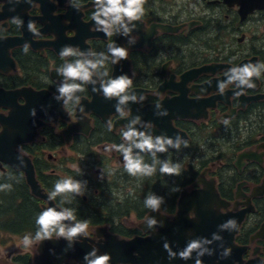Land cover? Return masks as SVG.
I'll return each instance as SVG.
<instances>
[{
	"label": "flooded vegetation",
	"instance_id": "af4514ba",
	"mask_svg": "<svg viewBox=\"0 0 264 264\" xmlns=\"http://www.w3.org/2000/svg\"><path fill=\"white\" fill-rule=\"evenodd\" d=\"M73 4H79V10ZM144 9V16L135 21L137 27L131 35L136 42L132 44L127 37H108L95 30L93 0H32L31 4L0 0V154L4 156L0 158V184L22 189L40 210L49 206L46 199L33 195L26 172L7 159L13 155L15 161L20 156L32 163L45 194L58 179L72 177L87 181L86 194L80 197L86 210L95 206L94 199L102 210H123L124 215L113 219L101 212L107 222L88 225V236L94 237L99 227L114 233L113 226L137 232L132 237L114 233L125 239L151 236L141 224L152 211L142 210L141 188L124 170L123 154L115 147L124 143L122 133L128 122L140 116L153 125V135H180L189 145L157 154L160 160L180 162L182 174L164 178L157 165L153 176L138 183L146 185L142 193L152 192L157 182L159 195L167 197L159 213L171 222L179 215L184 191L217 193L219 198L213 196L214 201L209 206L203 204L204 208L208 207L219 225L229 219L240 223L234 238L237 251L234 259L221 258L222 248L219 255H206V264H261L264 72L259 79L253 78V89L228 84L221 94L217 85L227 80L230 68L264 62V0H146ZM15 16L24 21L23 27L12 23ZM29 20L35 22L39 36L28 31ZM25 42L30 44L27 54L22 51ZM113 43L127 49L128 58L117 65L109 60L101 71L107 70L112 78L127 74L133 81L129 91L145 99L129 102L130 111L122 116L114 107L115 98L105 99L85 85V91L78 93L80 105L62 107L63 102L53 98L62 79L56 69L65 63L59 56L61 47L71 45L83 52L107 54ZM66 59L70 62L74 57ZM157 104L161 111L167 110L166 116L156 114ZM33 108L35 117L30 115ZM78 123L79 131L71 133V126ZM142 155L145 163H152L151 155ZM86 159H93L92 165L85 167ZM213 183L214 189L207 188ZM174 186L181 191H171ZM112 191H123L124 199L107 200L114 197ZM5 196H9L7 191ZM60 199L53 201L61 208ZM78 202L79 196L66 205L79 212L83 208ZM189 214L191 219L195 217L193 209ZM132 215L138 221L130 220ZM162 229L168 238L181 242L178 228ZM231 232L219 230L218 234L224 241L231 238ZM38 243L34 244L35 254L22 253L31 254V264H35ZM225 248L232 251L230 246ZM17 255L21 254L10 257L14 264Z\"/></svg>",
	"mask_w": 264,
	"mask_h": 264
},
{
	"label": "clouds",
	"instance_id": "9594fccd",
	"mask_svg": "<svg viewBox=\"0 0 264 264\" xmlns=\"http://www.w3.org/2000/svg\"><path fill=\"white\" fill-rule=\"evenodd\" d=\"M19 2L20 0H17V3ZM25 2L31 4L32 0H25ZM145 3L146 0H93L95 11L92 14V20L95 22V30L103 32L108 37L113 35L127 37L128 42L134 44L136 41L131 34L137 27L135 21L141 20L145 14ZM73 6L79 10V4H73ZM12 23L18 28L24 25V21L18 16L12 17ZM27 29L35 36L40 34L35 22L32 20L28 21ZM29 49L30 44L25 42L22 51L27 54ZM59 56L62 60H65V63L56 69L57 75L62 79L56 87V94L53 95V98L57 102L62 101V107L80 105L81 98L78 93L85 91V85H91L93 91L101 94L105 99L115 98L117 103L114 107L117 113L122 116L125 115L126 111H130L127 107L129 102L141 103L145 99L142 94L138 98L135 92L129 91L132 89L133 81L127 74L112 78L109 77L107 70L101 71V69H105V65L109 60L113 65H117L128 58V51L124 47L117 46L114 43L109 44L107 54H105L104 52L96 53L91 50L83 52L71 45H64L59 51ZM67 57H74V59L69 62L66 59ZM262 72H264V62L247 63L230 68L226 72L227 80L218 82V89L221 94H223L228 84H234L241 90L245 88L253 89L256 87L253 78L259 79ZM161 107L159 104L156 105V114L166 116L168 114L167 110L161 111ZM80 111H83L82 106ZM30 115L32 117L36 116L35 108L30 110ZM223 122L225 125L229 123L227 119ZM125 128L126 130L122 133L124 143L115 147L123 154L124 170L130 176L151 177L157 172V165L159 166V173L162 175L180 176L182 174L180 162L160 160L157 154L167 152L170 148L176 150H179L181 146L187 148L189 147L187 140L180 135L175 137L163 134L153 135L151 132L153 125L142 121L140 116L132 118ZM142 153L151 155V164L144 162ZM17 158L23 165L22 157L18 156ZM80 174H82L81 171ZM100 178L103 179L102 171ZM86 185L87 181L72 177L58 179L48 194V199L55 200L60 197L61 208L57 210L55 207H49L36 216L35 234L34 236L31 234L23 236V247L28 248L34 242L52 240L55 235L57 240L64 239L68 248H72L75 243L81 242L82 238H86L89 221L77 220L76 209L63 207L65 204H71L76 197L84 196ZM12 188L13 186L10 183L0 184V192H10ZM171 191L179 192L181 188L174 186ZM164 203L165 198L154 192L147 194L144 199V207L152 212H159ZM145 224L149 229L163 227V222L152 216L146 218ZM218 228L220 231L231 232L237 230L238 225L234 219H229L220 224ZM216 241H223V237L218 233H213L211 239L196 237L189 239L179 251H174L171 244L165 239L163 248L168 253L169 260L179 258L188 261L195 254V264H203L202 257L215 254L214 249L210 248L209 245ZM220 247L223 248V243ZM230 255V249L224 248L221 258H227ZM83 260L84 264H111L112 257L108 253L100 254L99 249L93 247L91 251L84 255ZM261 264H264V261Z\"/></svg>",
	"mask_w": 264,
	"mask_h": 264
},
{
	"label": "water",
	"instance_id": "95a60500",
	"mask_svg": "<svg viewBox=\"0 0 264 264\" xmlns=\"http://www.w3.org/2000/svg\"><path fill=\"white\" fill-rule=\"evenodd\" d=\"M80 120H82L81 117ZM77 125L80 124L78 123L71 126V133L79 131ZM0 158L4 159L3 154H0ZM7 159L14 166L26 172L28 183L31 186L33 195L48 201L49 206L45 207V209L49 207H55L57 210L60 209V207L57 206L53 200H49L48 195L43 192V189L36 179L35 171L31 162L27 163L26 160H23L24 163L21 165L18 159L13 161V155H9V158ZM214 187L213 183L212 187L208 186L207 188L214 189ZM213 196L219 198L218 194L215 192L207 195L206 192L201 191L196 193L193 192L192 194H188L184 191L180 203L179 215L175 217V221L173 222L167 220L166 217L159 212H152L147 216L155 217L157 220L162 219L163 227H169L170 229L178 228L181 242H174V239L172 240L171 238H168L163 232L162 227H160L159 232H156L155 229L149 230L145 224L146 220H144L141 227L144 232H151V236H138L132 239H125L110 232L108 227H99L95 230L94 237L87 235L86 238L81 239V242L75 243L72 248H68L67 242L64 239L61 238L57 240V237H53V239L49 241L39 242L37 244L38 254L35 257L34 263L71 264V262L74 261L75 264H84V255L91 251L93 247H96L99 249L100 254L108 253L111 255V264H195V254H193V258L188 261L179 258L178 260H169L168 253L163 248V243L166 239L171 244L174 251H179L185 246L189 239L196 237H206L209 239L212 238L214 232L219 233V228L217 226L219 225L218 219L214 221L212 214L208 212V207L207 209L204 208V205H211L212 201L215 199ZM190 202L194 204V208L190 207ZM200 204L201 206H199ZM187 206L189 208H187ZM191 209L195 211V217L192 219L189 214ZM237 225L239 227L240 223H237ZM238 229L239 228L231 232V238H225L224 241H216V243L209 245V247H212L214 253L219 255L222 250V247H220L221 243L224 244L227 242L228 244L223 245V248L228 246L232 247L231 255L228 259H234L237 251V247L234 244V238ZM240 255H242V251L240 252ZM202 260L203 264H206L209 261L206 258V255L202 257Z\"/></svg>",
	"mask_w": 264,
	"mask_h": 264
},
{
	"label": "trees",
	"instance_id": "16d2710c",
	"mask_svg": "<svg viewBox=\"0 0 264 264\" xmlns=\"http://www.w3.org/2000/svg\"><path fill=\"white\" fill-rule=\"evenodd\" d=\"M142 191L144 192V190H141V199L144 200L147 194L142 193ZM8 195L9 196L6 197L5 192H0V231L14 235L31 234L34 236L37 227L35 224V218L43 210H40L37 207V202L20 188H12V191L8 192ZM164 198L167 199L166 196ZM79 201V207H82L83 210L76 212V219L88 220V225H100L107 222V219H102L103 215H101V212L105 213L106 215L104 216L109 219H113L117 215H124L123 210L120 212H114L111 207L102 210L101 206H96V210L98 209V211H93V208L88 211L86 210V204L83 203L80 197ZM142 206V210H145L144 203H142ZM63 207H67V205L65 204ZM111 231L120 234L123 237H132L137 233L134 230H129L122 226H113ZM31 258V254H21L16 256L15 262L17 264H31Z\"/></svg>",
	"mask_w": 264,
	"mask_h": 264
},
{
	"label": "rangeland",
	"instance_id": "374dc122",
	"mask_svg": "<svg viewBox=\"0 0 264 264\" xmlns=\"http://www.w3.org/2000/svg\"><path fill=\"white\" fill-rule=\"evenodd\" d=\"M61 156H63L61 154ZM67 156H68V153H67ZM85 159V158H84ZM81 160V158L79 157V161ZM93 163V159H86V163L85 164V167H87V164L88 165H92ZM78 165V164H77ZM76 167V166H75ZM88 171H90V174H91V168L90 169H87ZM95 169L92 170V173L95 174ZM164 178L166 177V175L163 176ZM135 178V182L137 183V186L136 187H140L141 190H146V185L145 183H142L140 186H138V183H140L141 181H144L145 179H147V177H134ZM152 192L156 193L157 195L160 194V192H158V184L157 182L153 183L152 185ZM111 194L114 196L112 198H109L107 197L106 199L107 200H116L121 198L120 200H123L124 199V193L123 191H112ZM123 198V199H122ZM142 198V196H141ZM96 202L97 200L94 199V204H95V208L93 209V211H98V209L96 210ZM130 220H135V221H138V219L136 218L135 215H132L130 217ZM24 235H13V234H10V233H5V232H2L0 231V263L1 264H14L13 261H11L10 257L14 254H17V253H31L32 255L36 253V249H35V246L34 244L36 242H34L30 247L28 248H25L23 247L22 245V238H23Z\"/></svg>",
	"mask_w": 264,
	"mask_h": 264
}]
</instances>
